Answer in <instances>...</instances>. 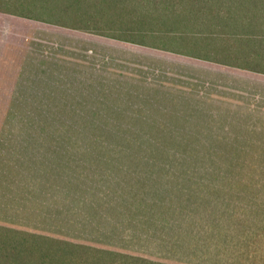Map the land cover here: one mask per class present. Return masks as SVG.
Returning a JSON list of instances; mask_svg holds the SVG:
<instances>
[{
  "label": "rangeland",
  "instance_id": "374dc122",
  "mask_svg": "<svg viewBox=\"0 0 264 264\" xmlns=\"http://www.w3.org/2000/svg\"><path fill=\"white\" fill-rule=\"evenodd\" d=\"M243 1L0 0V135L69 164L22 175L1 264H144L125 250L181 192L146 183L264 200V0Z\"/></svg>",
  "mask_w": 264,
  "mask_h": 264
},
{
  "label": "crops",
  "instance_id": "0c3cea01",
  "mask_svg": "<svg viewBox=\"0 0 264 264\" xmlns=\"http://www.w3.org/2000/svg\"><path fill=\"white\" fill-rule=\"evenodd\" d=\"M53 141L49 139L23 140L22 137L0 135V232L14 223L9 222L7 214L9 212V215H13L15 210L12 207L20 198L23 199V174L36 175L39 172L38 175H42V170H47L45 166H50L48 170L52 169L53 174H57L61 172L55 171L57 166L69 165L68 162H63L60 157L56 156L57 153L51 150L52 146L45 145ZM29 142H32L30 151L23 152L24 148L18 146V144ZM13 144L16 146H12ZM93 158L99 159L96 156ZM94 164L98 165V162L90 161L87 167L90 173L79 174V176L89 175V179L82 183L83 186L100 189L103 187L101 182L103 178H100L97 172L102 167L98 170ZM113 169L115 168L110 167V172L106 174L121 170L127 173L134 172V169L129 168H118L115 171ZM66 172V170L63 171V174ZM145 185L143 188L145 190L146 188L153 189V187L172 190L171 188L175 187L181 192L176 193L172 201L159 199L158 203L162 207L157 211L167 213L165 217L157 220V222L161 220L165 222L164 225L158 226L160 229L164 227L163 231L161 235L153 233L152 226L149 231H143L142 238L146 240L143 243V249L125 250L129 252L130 257L135 258L132 262L144 264H199L200 262L264 264V224L260 221L264 217V200L217 199L216 194L200 193L202 190H211L200 188L203 184L154 185L146 183ZM171 197L173 198V194ZM206 197L211 198L212 203L201 208L199 201ZM0 250H2L1 245Z\"/></svg>",
  "mask_w": 264,
  "mask_h": 264
},
{
  "label": "trees",
  "instance_id": "16d2710c",
  "mask_svg": "<svg viewBox=\"0 0 264 264\" xmlns=\"http://www.w3.org/2000/svg\"><path fill=\"white\" fill-rule=\"evenodd\" d=\"M236 1H238V2H239V1H241V0H236ZM242 1H243V0H242ZM245 1H246V0H244L243 2L245 3ZM243 7H244V6H243ZM240 17H241V19H243V18H244L243 16H240Z\"/></svg>",
  "mask_w": 264,
  "mask_h": 264
}]
</instances>
